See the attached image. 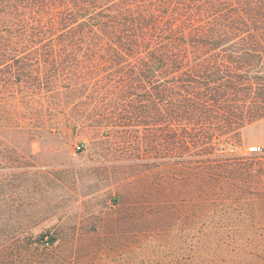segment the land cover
I'll return each instance as SVG.
<instances>
[{"label": "trees", "instance_id": "16d2710c", "mask_svg": "<svg viewBox=\"0 0 264 264\" xmlns=\"http://www.w3.org/2000/svg\"><path fill=\"white\" fill-rule=\"evenodd\" d=\"M262 120L264 0H0V136L165 141L214 181Z\"/></svg>", "mask_w": 264, "mask_h": 264}, {"label": "rangeland", "instance_id": "374dc122", "mask_svg": "<svg viewBox=\"0 0 264 264\" xmlns=\"http://www.w3.org/2000/svg\"><path fill=\"white\" fill-rule=\"evenodd\" d=\"M61 129L0 136V264H264V155L249 151L264 130L209 181L165 141L148 152Z\"/></svg>", "mask_w": 264, "mask_h": 264}, {"label": "crops", "instance_id": "0c3cea01", "mask_svg": "<svg viewBox=\"0 0 264 264\" xmlns=\"http://www.w3.org/2000/svg\"><path fill=\"white\" fill-rule=\"evenodd\" d=\"M254 130L253 132H261L262 130H264V120L260 121V122H257L249 127H247L244 131V138L245 140H248L249 141V137L245 135V132L246 130ZM263 139V138H262ZM251 143L255 144V145H262L264 144V141H262L260 138L258 139H255V140H252Z\"/></svg>", "mask_w": 264, "mask_h": 264}, {"label": "built area", "instance_id": "2783aa9c", "mask_svg": "<svg viewBox=\"0 0 264 264\" xmlns=\"http://www.w3.org/2000/svg\"><path fill=\"white\" fill-rule=\"evenodd\" d=\"M78 150L81 147L77 148ZM249 151L254 155H264V145H255L249 148ZM51 245L50 240L48 238L45 239V246L49 247Z\"/></svg>", "mask_w": 264, "mask_h": 264}]
</instances>
